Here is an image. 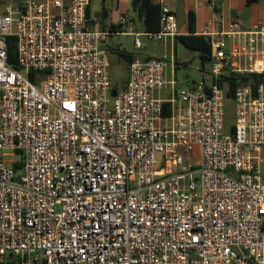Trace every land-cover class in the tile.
<instances>
[{
	"label": "built area",
	"instance_id": "1",
	"mask_svg": "<svg viewBox=\"0 0 264 264\" xmlns=\"http://www.w3.org/2000/svg\"><path fill=\"white\" fill-rule=\"evenodd\" d=\"M91 1L0 13V264H264V81L237 87L230 134L220 86L264 75V20L204 34L210 83L177 91L175 56L134 58L109 108L112 33L92 28ZM147 35L176 38V14L161 4Z\"/></svg>",
	"mask_w": 264,
	"mask_h": 264
},
{
	"label": "crops",
	"instance_id": "2",
	"mask_svg": "<svg viewBox=\"0 0 264 264\" xmlns=\"http://www.w3.org/2000/svg\"><path fill=\"white\" fill-rule=\"evenodd\" d=\"M45 1V0H41ZM160 4L168 6L177 16L180 34L188 33V15L190 11L195 14L196 33L204 35L206 32L217 34L229 27L234 21H240L245 28H251L255 24L264 20V0H215L213 5L210 0H155ZM105 10L100 13L92 12V3L89 6L88 18L92 28L106 32H111L110 36L133 39V47H123L122 49L134 55V58H169V52L172 51V57L175 56L176 38H166L162 46L155 44L154 48L147 49L150 37L144 30L143 19L133 9V0H104ZM7 7V6H6ZM6 10V9H5ZM130 16L131 20L123 23L122 18ZM117 28L112 32V27ZM140 34V39L144 43L141 49L135 48V35ZM109 36V37H110ZM142 37L145 40H142ZM124 40L121 44H124ZM124 46V45H123ZM159 46V48H158ZM176 57V56H175ZM177 62V60H176ZM170 67V66H169ZM167 77L171 76L167 73ZM161 100H168L172 97L171 90H164L157 94Z\"/></svg>",
	"mask_w": 264,
	"mask_h": 264
},
{
	"label": "rangeland",
	"instance_id": "3",
	"mask_svg": "<svg viewBox=\"0 0 264 264\" xmlns=\"http://www.w3.org/2000/svg\"><path fill=\"white\" fill-rule=\"evenodd\" d=\"M19 4V0H0V13H4L6 6H11L16 8ZM106 7V3L104 0H93L92 3V12L95 13L96 11L102 13ZM15 30V29H14ZM124 42V46L121 44V41ZM144 41L145 38L142 37ZM163 41L156 40L154 38L150 39L149 45L147 49L154 48L155 44H159L162 46ZM127 47L132 49L133 47V39L129 38H120L117 36H108L102 44V49L106 50L107 52V59H108V69L111 74V79L113 83V87L117 88L118 90L124 89L126 83L129 79V64L128 62L121 57L118 53L114 51L116 48H123ZM159 48V46H158ZM176 69L175 71L172 70L171 67H167V73L171 76V78H176V86L175 90L180 91L185 89L189 83H199L202 81H206L207 83L211 82V64L205 65L202 67L201 61L199 59V54L194 51L188 50L183 44L177 43L176 50ZM172 58V51L169 52V58L165 59L167 61H171ZM163 59V58H162ZM115 103V97L113 95H109L108 97V106L112 108ZM235 113H236V104L233 99H226L224 103V124L226 134H230L232 128L235 125ZM198 153L196 150L195 154ZM16 160H20L19 156H16ZM6 264H8V260H6Z\"/></svg>",
	"mask_w": 264,
	"mask_h": 264
},
{
	"label": "trees",
	"instance_id": "4",
	"mask_svg": "<svg viewBox=\"0 0 264 264\" xmlns=\"http://www.w3.org/2000/svg\"><path fill=\"white\" fill-rule=\"evenodd\" d=\"M252 1V0H249ZM133 9L137 12L138 16L143 19L144 30L146 33H156L161 28V4L155 0H133ZM87 9V15H88ZM117 28L112 27V32H116ZM183 44L188 50L197 52L201 61L202 67L211 64V44L209 38L204 35L196 33V18L195 14L190 11L188 15V33L176 36V43ZM9 47V63L16 66L17 63V47L16 38L9 37L7 39ZM121 57H123L128 64L134 60V55L124 49H114ZM264 81V75H240L235 73H226L220 79V86L226 90V99H233L235 91L239 85H250L256 90ZM126 87V86H125ZM117 88L111 90V95L117 94ZM170 104H164V115H170ZM233 131V128H232ZM7 262V261H6ZM6 262L4 264H6ZM8 264H16L14 261L8 259Z\"/></svg>",
	"mask_w": 264,
	"mask_h": 264
}]
</instances>
